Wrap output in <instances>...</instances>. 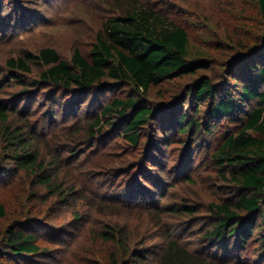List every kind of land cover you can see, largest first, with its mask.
<instances>
[{
  "label": "rangeland",
  "instance_id": "374dc122",
  "mask_svg": "<svg viewBox=\"0 0 264 264\" xmlns=\"http://www.w3.org/2000/svg\"><path fill=\"white\" fill-rule=\"evenodd\" d=\"M117 1L0 0V104L16 106L12 120L26 127L44 168L37 175L13 168L10 150L0 142V200L9 214L1 234L25 221L41 248L33 264H161L171 242L210 260L216 207L234 204L241 192L232 169L218 162L219 149L241 123L210 119L209 108L224 94L235 65L228 64L231 52L214 49V41L232 34L243 42L246 35L258 36L260 25L264 33L255 0H139L189 31L191 58L204 54L213 62L210 71L153 87L144 98L128 79H107L86 97L46 82L47 67L36 59L41 51L54 49L69 62L76 51L89 59L103 25L121 12ZM19 58L28 70L10 65ZM13 76L20 82H10ZM207 76L219 94L182 106L181 96ZM115 98L144 99L162 115L142 129L137 145L123 137L118 115L92 130L99 107ZM183 111L200 121L199 133L173 130ZM38 176L62 191L54 194ZM261 231L245 250L232 252L233 264H264Z\"/></svg>",
  "mask_w": 264,
  "mask_h": 264
},
{
  "label": "trees",
  "instance_id": "16d2710c",
  "mask_svg": "<svg viewBox=\"0 0 264 264\" xmlns=\"http://www.w3.org/2000/svg\"><path fill=\"white\" fill-rule=\"evenodd\" d=\"M255 2L264 20V0ZM117 4L121 12L103 25L89 59L76 51L69 62L63 60L54 49L41 51L36 59L47 67L42 74L46 82L65 90L84 93L86 97L93 93L96 95L99 87L106 85L104 81L107 79L118 82L128 79L143 97L153 87L197 75L199 71L211 70L213 62L204 54L190 57V33L172 22L170 15H164L139 0H119ZM257 31L258 36L246 35V39H243L245 42L236 40L232 34L214 41V49L231 52L227 56L230 58L228 64L230 67L235 65L228 74L230 83L217 103L210 106L209 115L213 120L227 119L241 123V130L228 137L219 149L218 159L220 164L232 169V180L241 192L234 204L216 207L217 218L210 232V251L214 253L210 260L198 258L177 242H171L163 253L161 264H233L232 252L245 250L259 228H262L260 242L264 245V33L261 25ZM226 41L231 46H227ZM256 47L259 49L251 53ZM9 63L13 68L28 70L22 58L10 60ZM238 66L242 73L237 72ZM10 82L19 83V77H11ZM34 83L39 85L44 82ZM217 94L219 92L213 80L207 76L191 84L186 96H181L185 97L181 103L182 106L187 102L198 104L204 99L215 98ZM85 97L82 99L87 101ZM14 107L0 104V142L10 150L8 157L14 164L13 168L33 171L37 175L39 170H44L43 163L38 154L31 151L33 140L25 137L26 127L12 120ZM68 107L73 108L72 105ZM99 108L100 115L92 130L100 126L103 119L118 115L125 125L123 137L134 145L139 143L142 129L150 124L152 118L154 123L162 116L153 113L152 107L144 99L115 98ZM193 112V118L198 116L199 110ZM164 125L165 122L162 126L166 129ZM201 128L200 121L192 119L184 111L176 116L173 124V130L183 135L191 130H198L199 133ZM249 131L263 137H254ZM38 177L42 183L50 186L54 194H57L56 190L62 191L60 184H52L51 180ZM61 194L64 197L67 195L65 192ZM245 212L248 215H241ZM8 215L7 205L0 200V264H33L41 252L38 236L22 220L15 221L1 234L2 223ZM260 219L262 223L258 224ZM216 251L221 256H217Z\"/></svg>",
  "mask_w": 264,
  "mask_h": 264
},
{
  "label": "water",
  "instance_id": "95a60500",
  "mask_svg": "<svg viewBox=\"0 0 264 264\" xmlns=\"http://www.w3.org/2000/svg\"><path fill=\"white\" fill-rule=\"evenodd\" d=\"M256 49H259V48H254L252 51H251V53H253ZM238 57H236V59H237Z\"/></svg>",
  "mask_w": 264,
  "mask_h": 264
}]
</instances>
